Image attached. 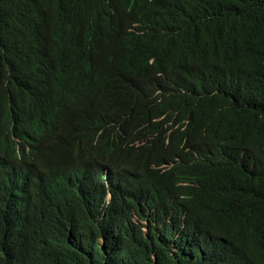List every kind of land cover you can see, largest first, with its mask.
Returning <instances> with one entry per match:
<instances>
[{
    "label": "trees",
    "instance_id": "1",
    "mask_svg": "<svg viewBox=\"0 0 264 264\" xmlns=\"http://www.w3.org/2000/svg\"><path fill=\"white\" fill-rule=\"evenodd\" d=\"M98 1L0 0V73L30 62L35 39L44 64L78 59L52 31ZM132 1L142 8L121 14L119 36L95 13L99 32L85 30L80 49L95 78L119 83V114L139 121L135 145H118V194L104 205L94 168V158L115 164L108 146L62 161L65 173L88 163L97 185L71 181L70 199L36 221L17 264H264V0ZM146 73L163 74L167 93L150 98L128 77ZM104 98L93 91L79 103L93 125Z\"/></svg>",
    "mask_w": 264,
    "mask_h": 264
},
{
    "label": "clouds",
    "instance_id": "2",
    "mask_svg": "<svg viewBox=\"0 0 264 264\" xmlns=\"http://www.w3.org/2000/svg\"><path fill=\"white\" fill-rule=\"evenodd\" d=\"M142 7L132 0H99L94 9L84 14L74 9L68 27L54 30L57 49L78 55L60 63L44 64V48L35 39V56L26 64H7L0 73V263L17 264L23 251H17L27 238L30 229L50 206L62 209L70 199L71 181L79 188L93 191L97 176L87 164H80L75 172L65 173L60 163L72 161L80 151L93 153L95 148L106 145L116 154L115 164L94 158L97 175L105 182L107 206L118 194V182L126 172L118 171V145L134 146L125 112L119 114V83L108 82L107 77H94L81 59L80 49L85 45L82 35L92 30L91 22L98 14L102 23L112 27L119 36L121 14L131 15ZM136 34H138L136 32ZM129 80L141 86L150 98L162 97L167 92L160 87L164 75L133 76ZM93 91L103 93L98 113L99 122L93 125L79 104L83 96ZM88 116L92 110L83 107ZM96 115V112H95ZM165 113L159 120L171 117ZM73 150V151H72ZM25 202L21 201V188L25 182ZM15 262H13V259Z\"/></svg>",
    "mask_w": 264,
    "mask_h": 264
},
{
    "label": "bare ground",
    "instance_id": "3",
    "mask_svg": "<svg viewBox=\"0 0 264 264\" xmlns=\"http://www.w3.org/2000/svg\"><path fill=\"white\" fill-rule=\"evenodd\" d=\"M178 93V92H177ZM176 96V95H175ZM170 99V98H169ZM171 101H172V99H171ZM149 105H151V104H149ZM163 106V105H162ZM148 113V112H147ZM229 148V147H228ZM220 159V158H219ZM228 161V160H227ZM233 161V160H232ZM223 163V162H222ZM232 163V162H231ZM242 167V166H241ZM212 170V169H211ZM216 171V170H215ZM221 172V171H220ZM220 174V173H219ZM27 181L24 183V185L22 186V188H21V201L22 202H25V200H26V198H25V192H26V190H27ZM121 186V185H120ZM122 213V212H121ZM31 233H32V229H30V231H29V233H28V235L29 236H27V238H26V240H30L29 238H30V236H31Z\"/></svg>",
    "mask_w": 264,
    "mask_h": 264
}]
</instances>
